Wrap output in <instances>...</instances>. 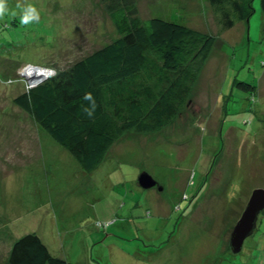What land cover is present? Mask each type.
<instances>
[{"label": "rangeland", "instance_id": "374dc122", "mask_svg": "<svg viewBox=\"0 0 264 264\" xmlns=\"http://www.w3.org/2000/svg\"><path fill=\"white\" fill-rule=\"evenodd\" d=\"M108 2L7 0L17 15L0 18V264L31 232L79 264H264V210L242 250L229 245L253 190L264 188L261 0L230 28L210 0H134L141 20L179 22L216 41L173 121L127 130L87 170L14 99L120 37ZM27 3L40 20L22 25L17 5ZM143 171L158 184L142 187Z\"/></svg>", "mask_w": 264, "mask_h": 264}, {"label": "trees", "instance_id": "16d2710c", "mask_svg": "<svg viewBox=\"0 0 264 264\" xmlns=\"http://www.w3.org/2000/svg\"><path fill=\"white\" fill-rule=\"evenodd\" d=\"M120 37L77 60L67 70L25 90L14 101L33 115L87 170L95 169L127 130L152 132L173 121L189 102L216 38L158 17L145 21L134 0H104ZM223 10V27L248 20L253 0H210ZM229 1L232 7L223 8ZM264 13V0H261ZM235 85L254 90L245 81ZM97 101L92 118L82 97ZM4 264H79L54 255L37 232L14 242Z\"/></svg>", "mask_w": 264, "mask_h": 264}, {"label": "water", "instance_id": "95a60500", "mask_svg": "<svg viewBox=\"0 0 264 264\" xmlns=\"http://www.w3.org/2000/svg\"><path fill=\"white\" fill-rule=\"evenodd\" d=\"M37 73L43 76V71H38ZM138 182L144 188H150L158 184V181L147 171L139 174ZM162 188L160 186V189ZM263 210L264 188H256L253 190L242 216L232 231L229 245L233 253H238L242 250L245 239L254 232L258 216Z\"/></svg>", "mask_w": 264, "mask_h": 264}, {"label": "clouds", "instance_id": "9594fccd", "mask_svg": "<svg viewBox=\"0 0 264 264\" xmlns=\"http://www.w3.org/2000/svg\"><path fill=\"white\" fill-rule=\"evenodd\" d=\"M19 9L18 16L19 22L22 25H29L34 22H39L40 11L39 9L31 3L24 5H17ZM17 15L16 12H10L7 0H0V18L7 15ZM97 109V101L91 92H85L82 97V112L88 117L92 118Z\"/></svg>", "mask_w": 264, "mask_h": 264}]
</instances>
